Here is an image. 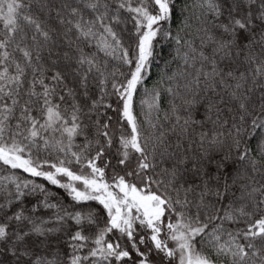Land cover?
<instances>
[{
    "label": "snow or ice",
    "instance_id": "snow-or-ice-1",
    "mask_svg": "<svg viewBox=\"0 0 264 264\" xmlns=\"http://www.w3.org/2000/svg\"><path fill=\"white\" fill-rule=\"evenodd\" d=\"M179 12L0 0V164L73 202L0 177V264H264V0Z\"/></svg>",
    "mask_w": 264,
    "mask_h": 264
},
{
    "label": "trees",
    "instance_id": "trees-1",
    "mask_svg": "<svg viewBox=\"0 0 264 264\" xmlns=\"http://www.w3.org/2000/svg\"><path fill=\"white\" fill-rule=\"evenodd\" d=\"M183 3H184V0H177V16L178 17L180 16L179 9L182 7ZM176 23H179L178 19H177ZM172 47L173 46L171 44H168V43H162V44L158 45V50L160 52V55H158L156 57V61L153 64L152 71H151L149 77L144 82L145 88L151 90L153 85L156 83L161 70L164 68V62L170 59L169 54L172 50ZM112 63L115 64L116 62L113 61ZM175 67H176V64L173 63L171 65V68L174 70ZM142 98L147 99V97L144 96L143 88H138L137 94L135 97V102H136L135 107H136L137 114L141 115V118H142V106L140 105L139 101ZM143 108L146 109V105H144ZM201 112H203V109H201ZM109 115H112L115 118V113L109 112ZM209 127H210V125H209ZM170 139L175 140V137L170 135ZM39 155L42 159H49L52 162H55V160H56V154H52L51 156H48L45 152L41 151V153ZM61 158H63V157H61ZM73 167L75 170L76 167H78V166L73 165ZM45 169H47V165H45ZM85 171H87V169H85ZM118 171H119V169H118ZM11 174H15L16 176L19 177L20 180L28 179V180H34L38 184H44L51 192L56 193V197L51 198L50 202H53V203L60 202L66 206L71 205L73 203L71 200V197L68 195L66 189L59 188V186H56V185H51L43 177H32L29 173H25L21 169H10L8 166L0 164V177L8 176ZM121 174H122V172H121ZM110 177H111V172L109 171L107 176H106V179H110ZM42 198H43L42 194L38 193L36 197H29L28 201L31 203H34L36 200L42 199ZM31 203H29V206H31ZM89 203L91 204V206L93 208H102V206L98 205L97 202H89ZM52 214H53V210H41V212H40V215H43L45 217L51 216ZM101 214H103V213H101Z\"/></svg>",
    "mask_w": 264,
    "mask_h": 264
}]
</instances>
